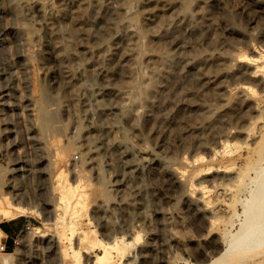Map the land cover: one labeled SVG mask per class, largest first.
Wrapping results in <instances>:
<instances>
[{
  "label": "rangeland",
  "instance_id": "rangeland-1",
  "mask_svg": "<svg viewBox=\"0 0 264 264\" xmlns=\"http://www.w3.org/2000/svg\"><path fill=\"white\" fill-rule=\"evenodd\" d=\"M109 1L0 0V189L30 207L14 221L29 215L37 226L25 235L21 254H0V264L3 257L12 264H83L70 241L90 262L104 251L99 239H110L102 204L111 231L133 236L119 264L206 260L245 219L264 165V0H152L147 20L143 0ZM91 66L114 71L131 98L138 87L145 94L135 104L136 123L124 121L147 147L141 157L132 153L134 143L124 148L132 166L113 165L115 155L90 161L81 98L89 92L75 81L83 83ZM154 72L161 75L156 85ZM118 76H133L136 88ZM101 98L111 101L108 92ZM23 158L30 169L19 170ZM62 169L65 183L82 184L81 202L61 201ZM68 204L78 205L77 213L66 212ZM59 216L66 220L55 223ZM241 264H264V253Z\"/></svg>",
  "mask_w": 264,
  "mask_h": 264
},
{
  "label": "bare ground",
  "instance_id": "bare-ground-1",
  "mask_svg": "<svg viewBox=\"0 0 264 264\" xmlns=\"http://www.w3.org/2000/svg\"><path fill=\"white\" fill-rule=\"evenodd\" d=\"M114 1L115 0L109 1L110 6L112 5V2H114ZM143 2H144L143 3V11L145 14L144 17L147 20V18H148L147 14L152 13V11H154L156 6L155 7L154 6L149 7V4L152 3V0H143ZM164 6H166V5H164ZM74 27L72 29H69L68 31H71V30L77 31V28L76 27L74 28ZM253 48H255V47H253ZM255 50H256V48H255ZM242 55L245 57L248 56L246 54H242ZM261 56L262 55H257V56H253L252 58L254 60H259V58ZM164 58H162L163 59L162 64H166V62H168V60H166V58L164 60ZM127 61H129V60H127ZM124 64H125V62H124ZM87 70L88 71L85 70L86 71L85 76H84L85 80L83 81V83L82 82L76 83L77 80L75 79L76 80L75 86H78V89L80 90V92L81 91L83 92V90H84L83 94L84 93L87 94V92L90 93V94L88 93L89 95L87 94V96H84L85 95L84 94L83 95L84 97L83 96L81 97V98H83L82 102L84 105V111H85V115H86V117L88 119V123H89V128L86 131L85 138H86L87 142L89 143L90 161L92 162V164L93 163L99 164L102 155H110V157L112 155H115L114 157L110 158L111 160H114V161L116 160V163H113V165L119 164L122 166H126V165L132 166V163L129 165L128 154L126 152V149H124V148L127 147L129 144L134 143V145H136L134 148L136 151H133L132 153L138 152L139 156L140 155L144 156V154L147 152V147H145V145H143V143H140V142L136 143L134 141L135 139L133 138V136L129 132L128 128L124 125V121H127V123H129V124L136 123L137 112H136L135 107L137 105H135V104L136 103L138 104L144 98L145 94L143 95L141 90L138 87V90L140 92L137 90L138 92H135V95H133V93H132V95L135 98H131L130 89H128L126 87L117 86L116 79H115V77H116L115 72L113 71L112 73H107L105 71V69L103 68V66H93V67L91 66ZM111 70H112V68H111ZM157 72H154V74H152L153 75L151 77L152 80L150 81L152 83L154 82L155 85H156V83H158L159 77H161V75H159V73H157ZM99 76L103 77L104 81H105L104 85H102V86L98 84V77ZM120 77H119V79H124V81L128 84L126 86H131L132 88L133 87L136 88L137 85H136V82H135L133 76L127 77L128 79L125 77L124 78H120ZM136 79H138V78H136ZM244 86L250 90H254V87L252 85H244ZM78 89H76V90H78ZM155 89H156V87H155ZM131 90L133 91V89H131ZM80 92H78V93H80ZM105 92L109 93L110 98H111L110 102H105L104 99L101 98V97H103ZM129 99H130V101L128 102L127 100H129ZM95 101H97V104L99 103L98 106H99V108H101L100 112H104L103 114H106L105 117L107 118V123L104 125L100 124L97 121V119L95 118L96 112L94 113L92 110L93 107H91L92 102H95ZM137 101H139V102H137ZM130 102H132V104ZM141 102H144V101L142 100ZM141 102H140V104H141ZM97 104H94V105H97ZM2 113H3V106L0 103V118L2 117V115H1ZM48 113H45V117L48 120H52V118L54 116H52L50 113L49 114ZM91 133L93 135H91ZM91 138H93V139H91ZM0 148H1V143H0ZM228 148H229L228 144L224 143L222 145V152L227 153L229 151ZM127 150H129V148H127ZM135 156L136 155H133V158ZM198 158H203V156L201 155ZM198 158H196V160ZM187 161L190 162V160L188 158H187ZM18 163H21V165H19V170H22V169L28 170L31 167V163H29V159L23 158V159L19 160ZM225 166L228 167V165H225ZM209 168L210 167H202L201 170H207ZM179 172L184 173V171L182 169ZM259 173L260 174L258 177L259 178L258 179V186L255 189H253L251 197L246 201V204H245L246 207L244 210L246 216H245V219L241 222L240 230L238 232L232 234L229 237V244L224 249L218 251L214 256H212L206 260H203V261H198L196 263H189L188 262V264H241V263L245 262V259L248 257H252V256L259 255L261 253H264V165L259 170ZM57 178H58V182L60 184L59 185L60 187H61V184L64 183L63 184L64 189H61L63 191V194L61 195V199H62L61 201H67L69 203V202H71L73 197L77 196L78 197V199L76 198L77 202H81V199L83 196V192L81 189L82 184L80 182H78L76 184H73L72 182L65 183L67 181L66 180L67 178H66V175H65V172L63 169L58 172ZM114 185H115V189H117L116 186H118L119 183L117 181H115ZM56 186H58V185H56ZM0 187H1V185H0ZM118 191H119V188H118ZM118 191H117V194H119ZM113 203L115 205L120 203V194L118 196V200L117 201L113 200ZM248 204H250V207H248ZM69 206L70 205L68 204V206H67L68 208H66V212L70 210ZM77 207H78V205H77ZM77 207L75 206V209H73V207H72L70 212L72 214L77 213V211H78ZM29 208L30 207L28 205L23 204L20 200H14L12 198L11 194L4 193L0 189V221L5 220V219L16 218L17 216L28 211ZM101 212L105 213L104 217H103L104 220L103 219L102 220L104 221L105 226L108 228V231H106V232L109 234V237H110V239L107 241L99 239L100 240L99 243H100L102 249L104 250L103 253H97L96 255H93L94 259H92V260L90 259L91 260L90 262H89V260L86 262V261H84V258L82 255V251H81L82 247L81 246L77 247V245H75V243L73 241H70V248L73 250V252H74L75 256H77L78 260H80L83 264H119L121 259L125 256L127 249L133 243V240H131V237L133 239V236H132L130 231H127L125 234H122L120 236L115 234V232L111 231L112 226L109 228V226H110L109 222L110 221L106 216L107 207L105 204L101 205ZM61 220H66L65 216L57 217L56 220H54V222L58 223ZM67 223L69 224V226L72 229V232H71L72 235H74L75 229L77 228V226H76L77 221L71 218L70 220L67 221ZM38 231L40 232L39 235L45 234V232H42V230H38ZM0 233H4L3 230L1 229V226H0ZM83 233L85 236L86 232H83ZM138 238H139V235L136 236V239H138ZM83 239H85V238L84 237L80 238V240L84 241ZM23 240H24V236H22V241ZM22 241L14 249V252H12V254L14 256L21 254ZM117 256H118V258H117ZM1 262H2L1 264H12L11 262H13V260L9 259L7 257H3V258H1ZM17 264H20V263H17Z\"/></svg>",
  "mask_w": 264,
  "mask_h": 264
},
{
  "label": "built area",
  "instance_id": "built-area-1",
  "mask_svg": "<svg viewBox=\"0 0 264 264\" xmlns=\"http://www.w3.org/2000/svg\"><path fill=\"white\" fill-rule=\"evenodd\" d=\"M2 153V150L0 148V154ZM10 185H14L13 183H9ZM36 224L33 221L32 217L29 215H25L23 226L22 228L13 236V247L12 249H15L17 245H19L22 241V236L25 237L28 233H32L36 229ZM6 236L3 240H0V254H7L11 252L10 246L8 244V236L4 233Z\"/></svg>",
  "mask_w": 264,
  "mask_h": 264
},
{
  "label": "crops",
  "instance_id": "crops-1",
  "mask_svg": "<svg viewBox=\"0 0 264 264\" xmlns=\"http://www.w3.org/2000/svg\"><path fill=\"white\" fill-rule=\"evenodd\" d=\"M1 229L8 236L10 249L13 247V236L22 228L23 222L14 221V219H5L0 222Z\"/></svg>",
  "mask_w": 264,
  "mask_h": 264
}]
</instances>
